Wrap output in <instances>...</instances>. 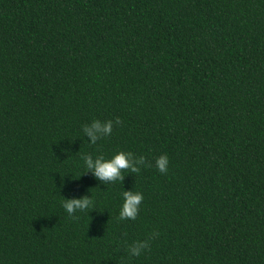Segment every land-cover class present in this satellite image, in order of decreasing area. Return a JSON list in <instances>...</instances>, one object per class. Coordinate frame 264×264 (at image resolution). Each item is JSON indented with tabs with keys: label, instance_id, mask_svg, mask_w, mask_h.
Instances as JSON below:
<instances>
[{
	"label": "trees",
	"instance_id": "1",
	"mask_svg": "<svg viewBox=\"0 0 264 264\" xmlns=\"http://www.w3.org/2000/svg\"><path fill=\"white\" fill-rule=\"evenodd\" d=\"M121 150L150 166L85 173ZM0 264H264V0H0Z\"/></svg>",
	"mask_w": 264,
	"mask_h": 264
},
{
	"label": "clouds",
	"instance_id": "2",
	"mask_svg": "<svg viewBox=\"0 0 264 264\" xmlns=\"http://www.w3.org/2000/svg\"><path fill=\"white\" fill-rule=\"evenodd\" d=\"M120 119L115 121L93 119L91 123L84 124L82 131L88 142L95 144L102 137L109 136L113 131L114 124L119 125ZM83 165L86 172L92 175L101 183L123 181L125 176L124 170L130 173L140 172L142 167L150 166L151 162L146 160L144 155H136L131 151H117L110 158H105L103 154L93 156L84 154L82 156ZM169 166V157L167 153H162L155 160V167L160 173H166ZM122 204L119 208L118 218L120 220H135L141 208L144 195L138 190H124L122 192ZM62 207L69 216H73L77 211L93 209L92 196L84 195L82 197L65 198L62 201ZM75 218V217H73ZM150 240L133 241L127 248L129 258L139 256L144 250L149 248Z\"/></svg>",
	"mask_w": 264,
	"mask_h": 264
}]
</instances>
